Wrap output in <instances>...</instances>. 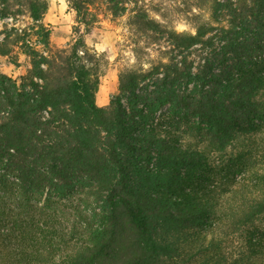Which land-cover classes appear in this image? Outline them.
Masks as SVG:
<instances>
[{"label": "trees", "instance_id": "trees-1", "mask_svg": "<svg viewBox=\"0 0 264 264\" xmlns=\"http://www.w3.org/2000/svg\"><path fill=\"white\" fill-rule=\"evenodd\" d=\"M22 1L47 46L46 0H1L3 15ZM66 1L75 12L76 37L65 56L43 55L26 40L27 32L7 31L0 40V55L13 58L18 46L30 61L19 83L0 78V264H264V228L256 225L245 231L246 255L229 259L223 250L231 226L264 215V57L251 59L264 52V0H212L213 12L227 11L230 29L252 23L257 30L253 40L226 41L212 52L199 88L187 93L175 88L192 78L185 60L183 67L163 65L149 97L135 90L152 72L126 69L118 74V94L105 105L96 103L102 57L84 41L92 35L95 0ZM100 1L113 15L137 2ZM130 20L179 53L213 43L205 38L210 27L201 24L193 34L176 31L142 6ZM124 94L132 110L139 100L148 107L145 120L130 116ZM166 104L154 122L152 114ZM235 142L242 145L228 162L214 165ZM261 148L260 168L250 185L236 188L240 197L222 215L216 173L229 183L231 168L251 165ZM82 175L90 180L82 200L95 206L80 214L84 236L72 241L61 227L58 203L70 198L71 182Z\"/></svg>", "mask_w": 264, "mask_h": 264}, {"label": "rangeland", "instance_id": "rangeland-1", "mask_svg": "<svg viewBox=\"0 0 264 264\" xmlns=\"http://www.w3.org/2000/svg\"><path fill=\"white\" fill-rule=\"evenodd\" d=\"M233 3L236 0H231ZM47 10L42 18V23L50 30L49 44L45 46L39 35L35 34L34 21L29 16L27 7L22 1L15 5L11 4L9 13L3 15L4 4L0 0V40L7 31L27 32L26 40L43 55L58 60V56H65L75 40L74 32L75 12L68 5L66 0H46ZM212 0H137L130 1L125 5V10L117 15H113L107 10L105 4L100 0H95L92 4V12L96 16L92 28V35L84 37L88 49L101 54L102 75L100 77L99 89L96 94V103L105 105L115 95L118 94L117 78L122 70L137 69L141 72H152L151 75L142 81L135 92L141 96H152L155 82L162 79L164 66L171 62L183 67L190 64L189 72L192 78H183L175 85L179 92H190L199 88L202 68L206 61L211 58L212 52H217L226 41L236 42L251 39L256 32V27L252 23L245 28L230 29L229 15L225 9L211 10ZM142 6L149 17L174 28L176 31L195 33L196 27L203 24L210 27V31L205 38H212V45H195L190 50L179 53L174 50L170 43L163 37H159L152 32H141L131 24V16L134 8ZM253 40V39H251ZM14 57L0 55V78L6 76L16 83L20 82L27 69L30 67L29 58L21 52L18 46L13 48ZM264 57V52L252 54L251 59ZM13 59L16 63H13ZM159 67V69H155ZM219 65L215 64L214 71H218ZM264 74V71H262ZM264 92V89H263ZM121 101L127 112L134 119L142 121L148 107L139 100L135 109L130 108L131 97L128 94L120 95ZM167 104L152 114L153 121L165 110ZM142 110L140 113L136 110ZM49 117L48 110L42 111V119ZM190 123H195L197 118L189 119ZM175 124V123H174ZM177 125V124H175ZM185 124L181 122L179 129H183ZM141 130V129H139ZM137 130V132H139ZM257 144H262L263 140L257 137ZM202 146L208 147L206 141ZM242 144L235 142L226 147L225 158L220 163L216 158L213 164L221 165L228 162V157L233 156ZM209 148V147H208ZM263 148L254 153L251 165H235L230 170L231 181L225 183L222 175L216 173V184H218V201L222 215L232 212L239 194H235L236 188H245L250 185L255 169L260 168L259 155ZM219 162V163H218ZM217 165V166H218ZM223 173V172H221ZM90 182L85 175L79 176L72 183L70 198H60L58 211L61 215V227L72 241H79L84 236V219L82 214H90V209L95 206L91 201L86 203L82 200L85 190V183ZM220 184V185H219ZM84 186V187H83ZM249 192V190H248ZM247 192V193H248ZM235 203L234 205H232ZM229 224L228 221H226ZM256 225L259 230L264 228V215L256 218L251 224H247L235 229L231 226L230 234L223 245V250L229 259L246 255L245 231Z\"/></svg>", "mask_w": 264, "mask_h": 264}]
</instances>
